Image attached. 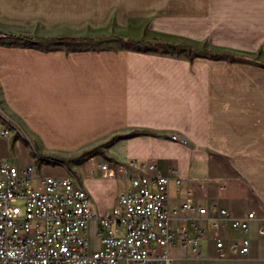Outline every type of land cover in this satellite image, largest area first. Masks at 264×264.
Listing matches in <instances>:
<instances>
[{
  "label": "crops",
  "instance_id": "crops-1",
  "mask_svg": "<svg viewBox=\"0 0 264 264\" xmlns=\"http://www.w3.org/2000/svg\"><path fill=\"white\" fill-rule=\"evenodd\" d=\"M109 24L130 36L143 30L172 44L203 41L242 57L189 60L176 52L49 39ZM0 32L8 36L0 38L1 124L9 126L8 111L11 128L21 125L47 148L119 135L101 161L153 159L169 175V209L186 199L203 207L171 218V228L184 227L188 238L186 248L177 241L169 247L172 264H264V62L254 58L264 57V0H0ZM17 137L12 144L19 147L25 141ZM5 140L9 147L11 137ZM96 156L83 160L79 182L101 212L116 203L125 182L88 176ZM56 170L40 174L70 173ZM219 208L254 216L241 230L223 223ZM214 221L221 224L213 228ZM242 238L249 251L236 256L231 246Z\"/></svg>",
  "mask_w": 264,
  "mask_h": 264
},
{
  "label": "built area",
  "instance_id": "built-area-1",
  "mask_svg": "<svg viewBox=\"0 0 264 264\" xmlns=\"http://www.w3.org/2000/svg\"><path fill=\"white\" fill-rule=\"evenodd\" d=\"M10 131L0 123V137L9 138ZM171 138L184 141L177 134ZM96 169L103 177L125 182L116 203L101 212L73 174H39L31 164L18 167L0 157V264H172L169 247L177 241L186 248L188 238L184 227L171 228V218L179 209L187 215L203 207L186 199L179 209H169V175L153 159L99 161ZM219 212L223 223L241 230L254 216L253 211L245 217H234L225 208ZM91 221L97 248L91 247ZM220 224L214 221L212 227ZM259 231L264 234V226ZM215 245L219 257L225 256L223 240L216 237ZM231 251L247 255L249 240L233 243Z\"/></svg>",
  "mask_w": 264,
  "mask_h": 264
},
{
  "label": "rangeland",
  "instance_id": "rangeland-1",
  "mask_svg": "<svg viewBox=\"0 0 264 264\" xmlns=\"http://www.w3.org/2000/svg\"><path fill=\"white\" fill-rule=\"evenodd\" d=\"M0 33L5 35V37H1V39L8 38L6 33H2V32ZM128 33L129 32L127 30L117 29L116 26H114V24H109L105 29L98 31L97 33L86 32L72 37L68 36V37H60V38L59 37L55 38L50 36L49 39L53 38L55 40L64 41V42L68 41L70 43H78L80 41L83 42L86 40L88 43L93 44L97 47L98 46L119 47L121 45L122 46L127 45L133 48H136V44L134 43L135 41L143 40L148 42L149 47H153V51H156L157 53L164 54V53L176 52V55H182L189 60H192L194 57H196V54H198L197 56H201V57L204 56L210 57L208 54H205L203 56V54L200 53L203 50H208L211 51L212 53L223 55V57H229L230 54H233L232 52H228L225 50L212 49V47H210L207 43L203 41L197 43L180 41L177 44L174 43L172 44L160 40V37L147 36L149 38L146 39L147 38L145 35L146 33L143 30L137 36H130L128 35ZM163 44L175 45L177 47H182V48H176V49L170 48L165 51L162 47ZM189 47L194 50L190 52L191 55H193V58L191 59L187 55V49H189ZM197 50L199 53L195 52ZM254 58L256 60L264 62V57L261 55V53H257L254 56ZM5 111L3 112L6 113ZM7 113L9 112L7 111ZM7 113H6L7 118H9L8 127H10V124L12 125V122L10 120H12L13 117L12 116L9 117L8 116L9 114ZM19 126L20 127L17 126H14L13 128L10 127L11 141L9 147L7 141L5 140L6 138L0 137V140L1 139L5 140L0 142V150L3 152L5 159H7L9 162L13 164L18 165V167L24 166L25 164L29 163L34 166V168L37 170L39 174L55 173L57 171L56 170L57 168L67 167L69 168L70 173L73 174L78 181H83V176H84L83 172L86 170V165L85 167L82 166L83 160L92 154H96L97 156L94 159L95 160L94 166L87 171V175L90 177L101 176L98 170L96 169V165L99 161L106 158L104 152L105 146L119 136L117 134H113L110 137L107 135L92 143H89L85 146H81L78 148H49V147L47 148V147H41L40 143L34 138V136H32L29 132H26L21 125ZM171 135H175V134H171ZM15 136H18L17 138L19 139L21 138L23 141H25L24 144L19 147L14 146V144H12V140L14 139ZM185 141L186 140L184 139L183 142ZM115 162H123V161H115ZM118 181L121 182L120 178L118 179ZM34 185H35V181L33 180L31 186ZM16 203L21 205L20 202H16ZM92 229H93V222L91 221L90 223L91 247L97 248L98 238L96 237Z\"/></svg>",
  "mask_w": 264,
  "mask_h": 264
},
{
  "label": "trees",
  "instance_id": "trees-1",
  "mask_svg": "<svg viewBox=\"0 0 264 264\" xmlns=\"http://www.w3.org/2000/svg\"><path fill=\"white\" fill-rule=\"evenodd\" d=\"M134 43L136 44V48L138 50H152L153 51V47H149L148 42H146V41L140 40V41H135ZM162 47H163V49L165 51L170 49V48L171 49L182 48V47H177L175 45H170V44H163ZM191 51H194V50L189 47V49H187V55H188V57L190 59L193 58V55H191V53H190ZM195 52H198V50L195 51ZM200 53H202L203 56L205 54H208L211 58H221V57H223V55L212 53L211 51H208V50H203ZM197 55L198 54H196V56ZM241 57H242L241 55H237V54H234V53L229 55L230 59L241 58ZM147 132L148 131H146V130H135L131 134H139V133H147Z\"/></svg>",
  "mask_w": 264,
  "mask_h": 264
}]
</instances>
